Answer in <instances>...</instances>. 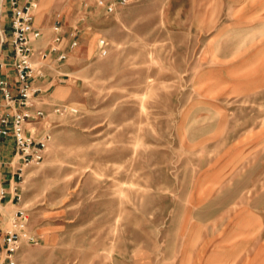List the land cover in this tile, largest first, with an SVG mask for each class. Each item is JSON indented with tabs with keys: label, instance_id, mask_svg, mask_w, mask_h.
Wrapping results in <instances>:
<instances>
[{
	"label": "rangeland",
	"instance_id": "1",
	"mask_svg": "<svg viewBox=\"0 0 264 264\" xmlns=\"http://www.w3.org/2000/svg\"><path fill=\"white\" fill-rule=\"evenodd\" d=\"M37 5L38 46L59 18L66 57L46 59L44 76L54 81L34 84L49 138L42 160L23 169L19 199L7 208L0 200V240L23 208L36 243H21L16 264H193L181 257L185 240L198 238L194 228L224 221L215 210L264 188V181L231 179L264 159V143H255L264 89L209 110L201 96L207 86L199 84L215 62L207 50L227 53L241 29L233 25V35L223 14L211 28H188L176 0H128L110 13L93 0H48L42 13ZM72 29L76 45L68 47ZM0 146L8 151L0 162L5 184L12 144L0 138Z\"/></svg>",
	"mask_w": 264,
	"mask_h": 264
},
{
	"label": "crops",
	"instance_id": "2",
	"mask_svg": "<svg viewBox=\"0 0 264 264\" xmlns=\"http://www.w3.org/2000/svg\"><path fill=\"white\" fill-rule=\"evenodd\" d=\"M39 1L42 13L48 0ZM2 3L5 5L4 0ZM176 4V15L179 19L186 21L184 26L188 28L198 30L200 27L211 28L219 16L223 14L226 20L231 21L229 23L233 35L237 33H235L233 25L241 29L237 33L242 36L238 44L224 45V51L227 53L217 56L216 48L207 50L209 57L213 53L211 56H215V62L218 60L214 64L205 66V72L208 76L206 80L199 83L200 86H207L201 96L202 101L210 106L209 110L211 106L219 107L218 104L222 101L241 99L264 89V0H236L234 2L231 0H176ZM0 25L3 26L2 36L6 38L8 36V17L3 13H0ZM224 34L228 33L224 32ZM245 37L247 38L244 40ZM9 55L10 47L5 42L1 45L0 50V78L11 84L14 79V71L10 65ZM61 73L66 75L65 72ZM49 79L50 77L44 76L35 79L33 84H44V82H49ZM52 80L53 78L50 82ZM60 91L61 89H57V92ZM0 110H3L1 97ZM211 127L208 125V132H211ZM255 130V143L259 147L260 144L263 145L264 143V127L261 129L258 127ZM3 139L10 140L12 144L10 138ZM11 152H13V145ZM7 153L8 151L0 146V162H3ZM10 165L13 166L12 162ZM234 167L230 174L234 173ZM12 170L13 168L11 171L7 170L3 177V179H8V183L0 184V188L7 192L12 183L11 173L10 175L7 173L8 171L12 172ZM2 171H6V169H0V172ZM220 179H227V177ZM231 179L263 182V156L256 158L253 164L249 163L242 166V169ZM237 190V188L224 190L223 193L224 196L232 197L237 195L239 191ZM243 190L245 189H242L241 192ZM251 196L253 198L246 200L247 202L243 204L225 206L227 209L223 211L221 209L215 210V212L226 213V216L223 217L224 221L215 222L212 224L213 226L199 225V227L194 228L198 231V238L188 237L185 240L187 246L183 249L181 259L192 261L193 264L202 259H208L213 264H264V188L257 187ZM2 202H4L5 208L13 205L9 195L5 196ZM194 241L196 242L194 243ZM210 246L212 247L210 248Z\"/></svg>",
	"mask_w": 264,
	"mask_h": 264
},
{
	"label": "built area",
	"instance_id": "3",
	"mask_svg": "<svg viewBox=\"0 0 264 264\" xmlns=\"http://www.w3.org/2000/svg\"><path fill=\"white\" fill-rule=\"evenodd\" d=\"M2 1V0H0ZM104 12H113L128 0H93ZM3 11L8 17V36H2L0 25V50L3 43L10 47L9 61L14 71V79L10 84L0 78V97L3 110H0V137L10 138L13 145L12 172L9 191L0 188V200L9 195L10 200L19 199L17 187L23 169L31 164H38L44 155L49 138L47 129L40 119L43 111L37 107L34 94L38 91L33 84L35 79L43 78V64L46 59L54 62L62 61L66 52L62 41L63 29L59 18L51 25V39L42 48L38 46L41 31L33 23L37 0H4ZM2 9H0L1 13ZM76 31L69 32L68 47L76 45ZM100 54L106 52L104 39H98ZM55 110H58L56 108ZM27 216L23 208H17L9 219V227L0 240V264H16L15 255L24 241L35 244L36 239L26 230Z\"/></svg>",
	"mask_w": 264,
	"mask_h": 264
},
{
	"label": "bare ground",
	"instance_id": "4",
	"mask_svg": "<svg viewBox=\"0 0 264 264\" xmlns=\"http://www.w3.org/2000/svg\"><path fill=\"white\" fill-rule=\"evenodd\" d=\"M37 10H38V5H37V8L35 9V14H36Z\"/></svg>",
	"mask_w": 264,
	"mask_h": 264
}]
</instances>
